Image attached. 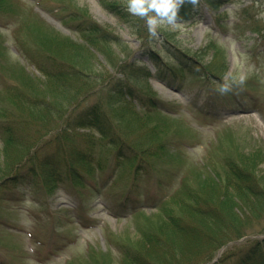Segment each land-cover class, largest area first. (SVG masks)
I'll return each mask as SVG.
<instances>
[{
  "label": "rangeland",
  "instance_id": "obj_1",
  "mask_svg": "<svg viewBox=\"0 0 264 264\" xmlns=\"http://www.w3.org/2000/svg\"><path fill=\"white\" fill-rule=\"evenodd\" d=\"M0 5V185L12 176V161L58 152L67 156L59 163L64 171L74 167L82 175L62 176L49 192L22 162L21 186L4 194L9 186L0 187L2 262L121 264V248L141 245L144 233H163L169 216L191 224L197 218L190 205L215 207L241 154H264V0H198L191 20L158 29V38L128 13L127 0ZM61 73L74 76L66 93L48 83ZM224 84L230 90L222 94ZM129 94L135 107H124ZM26 102L50 113L38 118ZM94 108L116 126L126 111V128L115 131L110 123L105 135L82 126ZM134 142L146 151L134 152ZM229 191L238 192L236 183ZM237 210L256 224L245 231L264 236V210Z\"/></svg>",
  "mask_w": 264,
  "mask_h": 264
},
{
  "label": "trees",
  "instance_id": "obj_2",
  "mask_svg": "<svg viewBox=\"0 0 264 264\" xmlns=\"http://www.w3.org/2000/svg\"><path fill=\"white\" fill-rule=\"evenodd\" d=\"M117 5L118 4L115 2H111L108 6ZM192 6L191 3L187 2L182 6L179 13L181 20H191ZM112 8L116 9V7ZM118 14L121 15V17L127 16V14L122 11H119ZM87 28L89 29V27ZM92 31L101 32V29L97 28ZM109 36H112L113 39H119L113 34H110ZM81 48V46H75L73 50L81 51ZM84 48L83 51L85 50ZM83 54L86 55L85 52ZM177 54H179L178 57L181 56V60H183L182 57L185 55L179 51H177ZM78 57L80 58V55L70 56V58ZM151 60L158 66L160 62L158 55H152ZM170 70L172 75L177 77L178 74L174 71L175 69L173 70V68H170ZM49 77L48 83L53 85L52 81H55V85L59 84V88H62L61 93L68 92L66 85L70 81L72 84L74 78L72 74L68 73L57 75L50 74ZM17 98H19V96ZM7 99L13 100L11 97H7ZM21 102L22 101H18L19 105ZM26 104L31 113L38 118L45 120L46 114L50 113L49 111L46 113L45 110L40 108L37 104H32L30 102H26ZM129 107H132V105L129 104ZM153 107L158 108V106L155 105V101ZM59 110L60 109L55 108L57 115L60 112ZM1 113L3 114V112ZM101 113L98 108H94L89 115L91 118L84 121L81 125L84 126L85 124H90V127L100 129L105 135L111 130L109 127L110 123L113 124V130L115 131L116 127L119 126H121L122 129L126 128L128 121V113L126 111L122 113L120 112L117 126L112 121L109 119L107 120L102 116ZM130 114L133 118L137 117L136 115H133L134 113H132V111ZM125 117L126 121L122 119ZM136 119L140 122V118L137 117ZM102 124L104 125V128L102 127ZM105 128H108L109 131ZM121 128L119 127L120 130ZM116 142H118V140L114 141V143ZM125 142H127V140L123 142V146ZM140 143L134 142L129 144V147L134 148V152L144 153L147 147L143 145V142ZM12 144L13 143H9V146ZM256 152L249 156H242L241 154L237 158V161L241 163V167L238 165L229 168L227 174L228 177L226 179L227 187H225L227 189L225 193H223L222 198L214 203L216 205L215 207H212L207 211V206L203 207L200 205L196 207V209L193 205H190L188 209L191 212H194L195 217L197 218L196 221L191 222V224L183 225L175 219L174 216H169L168 220H164L160 225L163 233H160L159 231L157 234L144 233V237L139 240L141 245L136 244V246L132 247L127 244L123 246L120 250L121 264H206L217 257L221 248L230 244L231 247H226L218 261L212 264H264V237L255 238L257 234L248 232L250 228L245 231V226H254L255 223L252 221L253 218L250 219L247 215L242 216L237 210L240 209L241 206H245L246 209L250 210L253 206L260 210H264V176L257 174V167L260 162L264 163V154L257 150ZM66 157L65 153L58 152L57 154L39 161L32 157L29 158V161L26 158L18 164H15V162L12 161L7 165L6 171L13 174L0 185L1 189L8 186L10 189L2 190L3 194L10 192V190L15 191L17 188H13V186L17 185L18 187V185H20V179L25 178V175L21 174L20 171L23 167V161L25 163H30V167L26 172L27 175L34 178V184L36 186L40 184V186L49 192L52 190L54 191L58 184L62 182V176L65 177L69 175L74 181L77 180V175L82 177L81 173H79L74 167H69L65 169V171L64 168L60 167L59 163L62 162V160H65ZM78 158L79 161H85L83 158ZM66 160H68V158ZM77 182L79 184L83 183L81 180H78ZM235 183L238 192L236 194H230L231 192L229 191V188L233 187ZM2 196L0 197L1 202L5 201ZM191 196L192 194L190 197ZM236 197H240V200L237 201ZM204 202H206V200ZM244 212L245 211H242L241 213ZM259 213L254 215L257 217ZM238 241H242V243H236ZM239 245L242 246L238 249H234ZM0 264L6 263L0 260Z\"/></svg>",
  "mask_w": 264,
  "mask_h": 264
},
{
  "label": "clouds",
  "instance_id": "obj_3",
  "mask_svg": "<svg viewBox=\"0 0 264 264\" xmlns=\"http://www.w3.org/2000/svg\"><path fill=\"white\" fill-rule=\"evenodd\" d=\"M196 5L198 0H127V11L146 22L147 31L152 38H158V29L182 27L180 10L185 3ZM230 90V85L219 88L223 94Z\"/></svg>",
  "mask_w": 264,
  "mask_h": 264
}]
</instances>
